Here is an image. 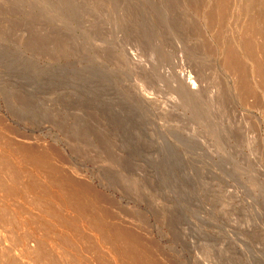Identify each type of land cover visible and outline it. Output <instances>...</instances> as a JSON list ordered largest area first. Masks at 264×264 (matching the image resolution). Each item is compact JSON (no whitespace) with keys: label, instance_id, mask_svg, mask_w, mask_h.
<instances>
[{"label":"rangeland","instance_id":"374dc122","mask_svg":"<svg viewBox=\"0 0 264 264\" xmlns=\"http://www.w3.org/2000/svg\"><path fill=\"white\" fill-rule=\"evenodd\" d=\"M161 2L0 0L8 262L264 264V106ZM192 70L197 96L177 80Z\"/></svg>","mask_w":264,"mask_h":264},{"label":"bare ground","instance_id":"6f19581e","mask_svg":"<svg viewBox=\"0 0 264 264\" xmlns=\"http://www.w3.org/2000/svg\"><path fill=\"white\" fill-rule=\"evenodd\" d=\"M164 5L167 4H172L174 7L173 9L176 10L177 14L175 17L178 18V20L181 21V30H186L187 31V35L192 37L193 39H195V41L198 43V47L200 46L201 49L199 48V50L203 51V53L208 56V58L210 59H214L213 61L215 62L216 67H218L219 69H221L230 79L231 81V85L235 86L234 88L237 89L240 92V96L242 95L245 98H252L251 96H254L255 98L257 97L259 99V101H261V105L264 106V0H161ZM158 3V2H157ZM163 5V6H164ZM162 6V7H163ZM169 5H167L168 7ZM161 8V7H160ZM164 8V7H163ZM151 9V8H150ZM159 9V8H158ZM170 10V9H169ZM168 10V11H169ZM173 10V11H174ZM161 11V10H160ZM171 11V10H170ZM156 12V11H155ZM175 12V11H174ZM172 18V17H170ZM157 19V18H156ZM173 21V19H171ZM175 22V21H173ZM178 22H175V24ZM173 24V23H172ZM173 26V25H172ZM178 26V25H177ZM175 27V26H174ZM182 27H184L185 29H182ZM176 28V27H175ZM174 28V30H176ZM180 28V27H179ZM178 28V29H179ZM180 30V31H181ZM185 31V32H186ZM183 31H181L182 33ZM179 33V32H177ZM182 34H186V33H182ZM186 35V37H188ZM183 37V36H182ZM185 37V36H184ZM189 37V38H190ZM181 39V38H180ZM190 40V39H189ZM192 41V40H191ZM195 42V43H196ZM196 43V45H197ZM188 46V45H187ZM195 47V46H194ZM194 50V49H193ZM197 50V49H196ZM198 50V51H199ZM199 51V52H200ZM195 53V51H194ZM200 53V54H201ZM202 53V54H203ZM203 54V55H204ZM199 55V53H198ZM205 56V57H206ZM214 57V58H213ZM131 58V57H130ZM129 58V59H130ZM199 62V61H198ZM208 62V61H207ZM213 62V63H214ZM207 65V64H206ZM212 67V66H211ZM196 68V67H195ZM202 68V67H201ZM214 69V68H213ZM195 70V69H194ZM197 71V68H196ZM194 72L192 70V72H194L190 75L189 74H183V75H179L177 77V80L179 82V84H181L186 91L192 95V96H197L200 91H201V87H203L201 80H200V76L202 77V75L199 76V72ZM200 71V70H199ZM215 71V70H214ZM198 73V74H197ZM206 74V73H205ZM178 75V74H177ZM203 89V88H202ZM237 91V92H238ZM202 92V91H201ZM239 96V93H237ZM200 96V95H199ZM239 96V97H240ZM242 97V98H243ZM256 98V100H257ZM246 99V100H248ZM254 101V100H253ZM258 101V100H257ZM256 101V102H257ZM258 101V102H259ZM257 102V103H258ZM255 103V102H254ZM259 104V103H258ZM255 106H259V105H255ZM262 108V107H261ZM264 114V113H263ZM259 118V117H258ZM256 126V125H255ZM3 129V128H2ZM5 147V146H4ZM27 149V148H26ZM9 150V149H8ZM2 151V150H1ZM0 151V152H1ZM2 153V152H1ZM0 153V154H1ZM7 153V152H6ZM33 153V152H32ZM22 154V152H21ZM41 155V154H40ZM53 155V154H52ZM0 160L2 158L1 161H3L4 159V155L1 154ZM25 156V155H24ZM6 159L3 161L7 163H10L7 159L8 156H5ZM11 157V156H10ZM23 157V156H22ZM37 158V157H36ZM0 164H3L1 163ZM12 162V161H11ZM18 162H22L21 159ZM13 163V162H12ZM5 165L3 166H8L6 165V163H4ZM11 164V163H10ZM9 164V165H10ZM23 164V163H22ZM16 165V164H15ZM19 165V163L16 165V167ZM52 165V164H51ZM2 165H0L1 167ZM2 166V167H3ZM13 166V165H12ZM21 164L18 166V168L20 167ZM14 167V166H13ZM4 168V167H3ZM2 168V169H3ZM9 168V167H8ZM17 168V169H18ZM23 168V167H22ZM21 168V169H22ZM5 171L6 169L4 168ZM19 169V170H21ZM9 170V169H7ZM15 170V169H13ZM10 172V171H8ZM16 172V171H15ZM20 172V171H19ZM17 172V173H19ZM23 172V171H22ZM7 173V172H5ZM3 173L4 175H7ZM41 173V172H39ZM15 174V173H14ZM21 174V173H20ZM24 174V173H23ZM22 174V175H23ZM2 175V174H1ZM21 175V176H22ZM10 176V175H9ZM6 176V177H9ZM5 177V176H4ZM14 177V176H13ZM11 176L9 177V185L10 182L12 184V182L16 179L13 180L11 178ZM0 179H2L4 181L3 178L0 177ZM19 179V178H18ZM51 179V178H50ZM56 179V178H55ZM8 180V178L6 179ZM13 180V181H12ZM20 180V179H19ZM46 180V179H45ZM17 184L15 182L16 187H18L20 185L18 184V180ZM40 181V180H39ZM47 181V180H46ZM50 181V180H49ZM48 181V182H49ZM47 182V183H48ZM58 182V181H57ZM1 183V180H0ZM4 182H2L0 185H2ZM22 183V182H21ZM51 183V181H50ZM49 183V184H50ZM55 183V182H54ZM6 184V183H5ZM52 184V183H51ZM8 184L4 185V187L6 188ZM8 185V186H9ZM13 185V184H12ZM18 185V186H17ZM55 185V184H54ZM53 185V186H54ZM3 186V185H2ZM1 186V187H2ZM24 186V185H22ZM39 186V185H38ZM57 186V185H55ZM0 187V188H1ZM3 187V189H5ZM11 187V186H9ZM25 187V186H24ZM28 187V185L26 186ZM47 187V186H46ZM52 187V186H51ZM60 187V186H59ZM12 188V187H11ZM9 190V188L6 190L8 191V193H10L9 191L14 190L11 189ZM41 188V187H40ZM55 188V187H54ZM2 189V188H1ZM29 190H31L30 188H28ZM45 189V188H44ZM59 189V188H58ZM56 189V190H58ZM64 189V188H63ZM17 190V189H16ZM18 192H20V189L18 187ZM26 190V189H25ZM26 190V191H29ZM33 190V189H32ZM48 190V189H47ZM1 191V190H0ZM3 191V190H2ZM5 191V190H4ZM5 191V192H6ZM24 191V190H22ZM25 191V193H26ZM34 191V190H33ZM3 192V193H5ZM12 192V191H11ZM15 191H13L12 193H14ZM31 192V191H30ZM43 192V191H41ZM53 192V191H52ZM49 192V193H52ZM69 192V191H68ZM11 193V195H12ZM34 193V192H33ZM61 195L62 192L60 191ZM18 194V193H17ZM22 194H24L22 192ZM47 194V193H45ZM64 194V193H63ZM15 196V194H13ZM12 195V196H13ZM20 195V194H19ZM25 195V194H24ZM30 195V194H29ZM37 195V194H36ZM44 195V194H43ZM49 195V194H48ZM55 195V193H54ZM57 195V193H56ZM27 196V195H26ZM33 196V195H32ZM31 196V198H32ZM47 196V195H46ZM59 196V195H58ZM68 196V195H67ZM1 198L5 199L4 197L0 196ZM16 197V196H15ZM18 197V196H17ZM52 197V195H51ZM94 197V196H93ZM7 202L10 203L8 200H10L9 197H7ZM9 198V199H8ZM23 198V197H22ZM30 198V199H31ZM34 198V197H33ZM49 198V197H48ZM56 197H54L55 199ZM65 198V197H64ZM17 199V198H15ZM23 199H27V198H23ZM67 199V197L65 198ZM64 199V200H65ZM86 199V198H85ZM95 199V198H94ZM28 200V199H27ZM35 200V199H34ZM52 200V199H51ZM58 200V198H57ZM82 200V199H81ZM12 201V200H11ZM16 201V200H15ZM29 201V200H28ZM39 201V199H38ZM13 202V201H12ZM36 202V201H35ZM45 202V201H44ZM47 202V201H46ZM49 202V201H48ZM47 202V203H48ZM67 202V201H66ZM91 202V201H90ZM14 203V202H13ZM16 203V202H15ZM31 203V202H30ZM32 203H33V199H32ZM85 203V202H84ZM3 204V203H2ZM39 204V202H38ZM44 204V203H43ZM51 204V203H48ZM56 205V203H54ZM63 204V203H62ZM68 204V203H67ZM86 204V203H85ZM11 205V204H10ZM28 205V204H27ZM30 205V204H29ZM35 205V204H34ZM40 205V204H39ZM80 205V204H79ZM78 205V206H79ZM3 206H6V204L4 203ZM14 206V205H13ZM19 206V205H18ZM22 206V204H21ZM36 206V205H35ZM69 206V205H68ZM2 207V206H1ZM9 207V206H8ZM17 207V206H15ZM40 207V206H39ZM41 207H45V206H41ZM57 207V206H56ZM62 207L64 208V206L62 205ZM19 208V207H18ZM36 208V207H35ZM50 208V207H49ZM67 208V207H66ZM80 208V207H79ZM2 209V208H0ZM17 209V208H15ZM38 209V207H37ZM46 208H44L45 210ZM52 209V208H51ZM98 209V208H97ZM5 210V209H4ZM18 210V209H17ZM20 210V209H19ZM24 210V209H23ZM108 210V209H107ZM1 211V210H0ZM22 211V210H21ZM49 211V209H48ZM51 211V210H50ZM2 213L4 211H1ZM0 212V213H1ZM41 212L44 213V211L42 210ZM47 212V211H46ZM102 212V211H101ZM1 213V215H3ZM7 213V210H6ZM41 213V214H43ZM50 212H48L49 214ZM52 213V212H51ZM50 213V215H51ZM78 213V212H77ZM106 213V212H105ZM21 214V213H20ZM60 214V213H59ZM64 214V213H63ZM12 215V214H10ZM61 215V214H60ZM79 215V214H78ZM90 215V213H89ZM112 215V214H111ZM110 215V216H111ZM19 216V215H18ZM35 216V215H34ZM47 216V215H46ZM53 216V215H52ZM55 216V215H54ZM53 216V217H54ZM66 216V215H65ZM74 216V215H72ZM81 216V215H80ZM107 216V215H106ZM9 217V216H8ZM30 217H32L30 215ZM38 217V216H37ZM70 217V216H69ZM4 218V217H3ZM19 218V217H18ZM26 218V217H25ZM76 218V217H75ZM74 218V219H75ZM94 218V217H93ZM106 218V217H105ZM109 218V216H108ZM11 219V218H10ZM23 219V218H22ZM40 221L43 219L38 218ZM54 219H56L54 217ZM66 219V218H65ZM73 219V221H74ZM115 219V218H113ZM2 220V218H1ZM45 220V219H44ZM58 220V218L56 219ZM69 220V219H68ZM90 220V219H89ZM95 220V219H94ZM98 220V219H97ZM6 221V219H5ZM8 221V220H7ZM12 221V220H10ZM30 221V220H29ZM46 221V220H45ZM63 221V220H62ZM72 221V222H73ZM77 221V220H76ZM91 221V220H90ZM96 221V220H95ZM99 221V220H98ZM56 222V221H54ZM66 222V221H64ZM70 222V221H69ZM71 222V223H72ZM85 222V221H84ZM97 222V221H96ZM102 222V221H101ZM100 222V223H101ZM105 222V221H103ZM2 223V222H1ZM9 223V222H7ZM23 223V222H22ZM42 223V221H41ZM49 223V222H48ZM61 223V222H58ZM45 224V223H44ZM51 224V223H50ZM78 224V223H77ZM97 224V223H96ZM46 225V224H45ZM52 225V224H51ZM90 225V224H89ZM88 225V228H89ZM99 225V224H98ZM21 226V225H20ZM61 226V225H60ZM72 226V225H71ZM74 226V224H73ZM91 226V225H90ZM96 226V225H95ZM101 226V225H100ZM2 227V226H1ZM7 227V226H6ZM36 227V226H35ZM44 227V226H43ZM47 227V226H45ZM64 228V226H62ZM76 227V226H75ZM79 229H81V226L79 225ZM110 227V226H109ZM50 228V227H49ZM54 228V227H52ZM50 228V229H52ZM73 228V227H72ZM86 228V227H85ZM98 228V227H97ZM107 228V227H106ZM29 229V228H28ZM35 229V228H34ZM48 229V228H47ZM65 229V228H64ZM74 229V228H73ZM102 229V228H101ZM114 229V228H113ZM8 230V229H6ZM42 230V229H41ZM54 230V229H53ZM52 230V231H53ZM67 230V229H66ZM92 230V229H91ZM96 230V229H95ZM100 230V229H98ZM72 231V230H71ZM89 231V230H88ZM94 231V230H93ZM105 231V230H104ZM48 232V230L46 231ZM59 232V231H58ZM73 232V231H72ZM71 232V233H72ZM100 232V231H99ZM102 232V230H101ZM119 232V231H118ZM51 233V232H50ZM103 233V232H102ZM112 233V232H111ZM54 233H52L53 235ZM38 235V234H37ZM41 235V234H40ZM44 235V234H43ZM77 235V234H76ZM86 235V233H85ZM84 235V236H85ZM99 235V234H98ZM114 235V234H113ZM51 236V235H49ZM62 236V235H61ZM80 236V235H79ZM60 237V236H59ZM67 237V236H65ZM69 237V236H68ZM76 237V236H75ZM91 237V236H90ZM109 237V236H108ZM19 238V236H18ZM78 238V237H77ZM81 238V237H80ZM40 239V238H39ZM52 239V238H51ZM76 239V238H75ZM84 239V238H83ZM104 239V238H103ZM136 239V238H135ZM27 240V239H26ZM56 240V239H55ZM62 240V237H61ZM66 240H68L66 238ZM80 240V239H79ZM102 240V239H101ZM70 241V240H69ZM68 241V242H69ZM25 242V241H24ZM23 242V243H24ZM39 242V241H38ZM51 242V241H50ZM102 242V241H101ZM112 242V241H111ZM114 242V241H113ZM108 243V242H107ZM115 243V242H114ZM121 243V242H120ZM123 243V242H122ZM131 243V242H130ZM140 243V242H139ZM52 244V243H51ZM73 245V243H71ZM80 244V243H79ZM83 244V242H82ZM101 244V243H100ZM42 245V244H41ZM54 245V244H53ZM76 245V244H75ZM110 245V244H109ZM123 245V244H121ZM126 245V244H125ZM132 245V244H131ZM23 246V245H22ZM70 246V245H69ZM77 246V245H76ZM115 246V245H114ZM111 247V246H110ZM108 247V248H110ZM113 247V245H112ZM132 247V246H131ZM34 248V247H33ZM74 248V246H73ZM78 248V247H77ZM136 248V247H135ZM139 248V247H138ZM36 249V248H35ZM41 249V248H40ZM117 249V248H116ZM147 249V248H145ZM5 250V249H4ZM42 250V249H41ZM48 250V249H47ZM52 250V249H51ZM59 250V249H58ZM77 250V249H76ZM114 250V249H113ZM113 250H110L111 253L114 252ZM132 250V249H130ZM1 251V250H0ZM3 251V249H2ZM1 251V252H2ZM6 251V250H5ZM30 251V250H29ZM35 251V250H34ZM33 251V252H34ZM86 251V250H85ZM119 251V250H118ZM121 251V250H120ZM60 252V251H59ZM58 252V253H59ZM65 252V251H64ZM80 252V251H79ZM125 252V251H124ZM3 253V252H2ZM36 253V252H35ZM40 253V252H39ZM90 253V251H89ZM117 253V252H116ZM126 253V252H125ZM30 254V253H29ZM65 254V253H64ZM67 254V253H66ZM96 254V253H95ZM120 254V253H119ZM134 254V253H133ZM7 255V254H6ZM76 255V254H75ZM91 255V254H90ZM107 255V253H106ZM117 255V254H116ZM115 255V256H116ZM125 256V254H123ZM73 256V255H72ZM134 256V255H133ZM3 254L0 255V259L3 260L4 264H9L8 260H6ZM6 257V256H5ZM36 257V256H35ZM38 257V256H37ZM58 257V256H57ZM63 257V256H62ZM8 258V257H7ZM16 258V257H15ZM41 257H39L40 260ZM80 258V257H79ZM94 258V256L92 257ZM97 258V257H96ZM107 258V257H106ZM105 258V259H106ZM139 258V257H138ZM141 258V257H140ZM110 259V258H109ZM120 259V258H119ZM134 259V258H133ZM143 259V258H142ZM148 259V258H147ZM2 260L0 262H2ZM111 260V259H110ZM125 260V259H124ZM61 261V260H60ZM76 261V260H75ZM84 261V260H83ZM106 261V260H105ZM108 261V259H107ZM117 261L119 262L120 260L117 259ZM131 261V260H130ZM138 261V260H137ZM150 261V260H149ZM2 262V264H3ZM80 262V261H78ZM77 262V263H78ZM103 262V261H102ZM123 262V261H122ZM132 262V261H131ZM142 262V261H141ZM140 262V264H141ZM151 262V261H150ZM12 264H16L15 262L13 263L12 261L10 262ZM82 263V262H81ZM121 263V262H120ZM124 263V262H123ZM137 263V262H136ZM145 263V262H144ZM148 263V261H147ZM152 263V262H151ZM149 263V264H151ZM76 264V263H75ZM104 264V263H103ZM114 264V263H112ZM133 264V263H132ZM139 264V263H138Z\"/></svg>","mask_w":264,"mask_h":264}]
</instances>
